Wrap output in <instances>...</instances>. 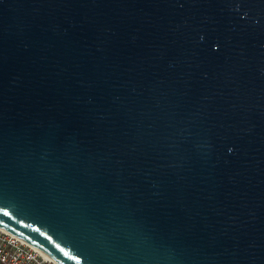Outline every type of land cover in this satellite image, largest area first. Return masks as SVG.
I'll list each match as a JSON object with an SVG mask.
<instances>
[{
    "label": "water",
    "instance_id": "water-1",
    "mask_svg": "<svg viewBox=\"0 0 264 264\" xmlns=\"http://www.w3.org/2000/svg\"><path fill=\"white\" fill-rule=\"evenodd\" d=\"M0 226L62 264H264V0H0Z\"/></svg>",
    "mask_w": 264,
    "mask_h": 264
},
{
    "label": "built area",
    "instance_id": "built-area-1",
    "mask_svg": "<svg viewBox=\"0 0 264 264\" xmlns=\"http://www.w3.org/2000/svg\"><path fill=\"white\" fill-rule=\"evenodd\" d=\"M0 264H62L40 247L0 226Z\"/></svg>",
    "mask_w": 264,
    "mask_h": 264
}]
</instances>
